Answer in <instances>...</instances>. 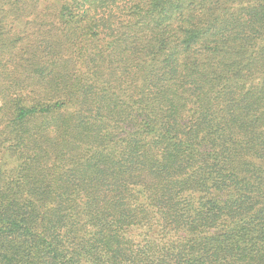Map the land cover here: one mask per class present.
I'll return each instance as SVG.
<instances>
[{
    "label": "trees",
    "instance_id": "1",
    "mask_svg": "<svg viewBox=\"0 0 264 264\" xmlns=\"http://www.w3.org/2000/svg\"><path fill=\"white\" fill-rule=\"evenodd\" d=\"M0 264H264V0H0Z\"/></svg>",
    "mask_w": 264,
    "mask_h": 264
}]
</instances>
